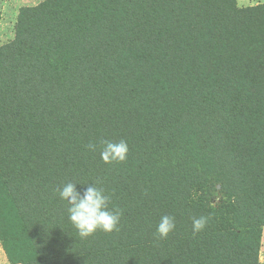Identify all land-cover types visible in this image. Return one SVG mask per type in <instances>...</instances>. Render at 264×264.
Instances as JSON below:
<instances>
[{
    "label": "trees",
    "instance_id": "16d2710c",
    "mask_svg": "<svg viewBox=\"0 0 264 264\" xmlns=\"http://www.w3.org/2000/svg\"><path fill=\"white\" fill-rule=\"evenodd\" d=\"M121 139L126 161L104 164L101 141ZM96 181L123 210L120 231L81 239L56 189ZM164 215L176 229L161 240ZM201 216L209 223L194 235ZM262 227L264 3L43 0L19 9L14 38L0 46L8 255L15 240L22 264H257Z\"/></svg>",
    "mask_w": 264,
    "mask_h": 264
},
{
    "label": "clouds",
    "instance_id": "9594fccd",
    "mask_svg": "<svg viewBox=\"0 0 264 264\" xmlns=\"http://www.w3.org/2000/svg\"><path fill=\"white\" fill-rule=\"evenodd\" d=\"M100 158L106 165L123 163L126 161L129 147L125 140L101 141ZM89 151H96L97 145L90 142ZM100 181L88 185L83 192L77 190L79 183L66 182L56 189L61 201L67 204L68 220L81 239L92 237L97 232L113 234L120 231L123 210L110 207L111 196L100 186ZM210 217L201 216L192 219V232L197 234L208 225ZM174 216H161L156 225L154 236L161 240L167 239L175 231Z\"/></svg>",
    "mask_w": 264,
    "mask_h": 264
},
{
    "label": "rangeland",
    "instance_id": "374dc122",
    "mask_svg": "<svg viewBox=\"0 0 264 264\" xmlns=\"http://www.w3.org/2000/svg\"><path fill=\"white\" fill-rule=\"evenodd\" d=\"M43 0H0V46L10 42L14 38L16 18L21 7L34 6ZM264 3V0H237L238 7H249ZM219 188V186H217ZM16 230V229H15ZM13 234H11L12 236ZM18 242L13 240L10 247V255L4 249L0 239V264H22L19 262L21 255L16 253ZM26 258L27 254L25 255ZM18 261V262H14ZM257 264H264V227L261 230L260 246L257 253Z\"/></svg>",
    "mask_w": 264,
    "mask_h": 264
}]
</instances>
